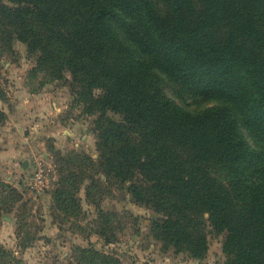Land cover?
Returning a JSON list of instances; mask_svg holds the SVG:
<instances>
[{"label": "trees", "instance_id": "obj_1", "mask_svg": "<svg viewBox=\"0 0 264 264\" xmlns=\"http://www.w3.org/2000/svg\"><path fill=\"white\" fill-rule=\"evenodd\" d=\"M5 1L0 29L53 79L70 74L95 116L99 174L156 214L149 231L163 250L201 260L209 227L224 235L223 264H264V0ZM164 84L212 105L188 110ZM6 118L0 109V125ZM55 164L52 215L73 224L86 179L93 195V160L72 152ZM20 200L0 182V218ZM115 218L98 210L92 233L105 245L117 240ZM72 252L76 264H123L92 243ZM10 255L0 245V260Z\"/></svg>", "mask_w": 264, "mask_h": 264}, {"label": "rangeland", "instance_id": "obj_2", "mask_svg": "<svg viewBox=\"0 0 264 264\" xmlns=\"http://www.w3.org/2000/svg\"><path fill=\"white\" fill-rule=\"evenodd\" d=\"M159 8L164 11L160 5ZM3 31L0 29V109L7 118L0 125V182L16 188L21 200L0 218V245L11 254L3 256L0 264H76L72 248L86 247L88 243L114 252L123 264H223L224 235L209 227V249L203 259L163 250L149 231L156 214L135 204L123 186L99 174L95 116L87 115L83 103L75 100L70 74L66 72L64 80L53 79L37 65L36 54L28 52L18 40H9V33ZM164 91L188 110L212 105L199 103L170 84H164ZM108 116L121 119L112 112ZM72 152L90 156L93 168L87 169V176L96 180L88 200L84 187L89 180L80 187L81 215L73 224L58 221L51 211L59 178L56 154ZM99 209L116 215L114 224L120 231L114 244L105 245L92 233ZM19 216L25 217L28 224L25 232L18 227ZM24 242L28 246L20 247ZM11 256L17 261L8 263Z\"/></svg>", "mask_w": 264, "mask_h": 264}]
</instances>
